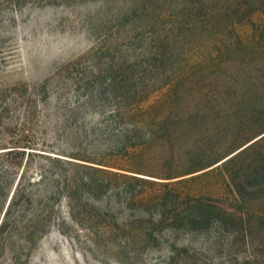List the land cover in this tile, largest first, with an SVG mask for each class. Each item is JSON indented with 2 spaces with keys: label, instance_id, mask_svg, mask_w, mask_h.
Here are the masks:
<instances>
[{
  "label": "rangeland",
  "instance_id": "rangeland-1",
  "mask_svg": "<svg viewBox=\"0 0 264 264\" xmlns=\"http://www.w3.org/2000/svg\"><path fill=\"white\" fill-rule=\"evenodd\" d=\"M206 2L228 16L241 7L230 17L235 23L260 10L264 21V0H0V156L24 151L16 157L19 173L27 160L29 176L47 175L31 187V208L15 213L1 232L0 264H264V186L243 193L242 204L221 194L223 173L202 180L211 186L201 190L206 197L235 206L243 218L237 227L251 231V243L174 231V216L159 218L149 202L166 183L215 169L264 135V83L243 73L256 47L237 43L255 26L223 35L233 39L226 46L216 25L206 28ZM175 42L162 68L159 54ZM150 59L155 75L177 80L152 93L134 118L112 117V100L100 93L103 72L109 69L119 86L126 66L141 71ZM31 93L38 102L29 114ZM238 107L241 115L256 108L263 128L234 145ZM110 163L158 185L95 171L116 170ZM70 184L74 220L64 195L56 194ZM141 190L146 196L133 199ZM140 228L152 238L142 242Z\"/></svg>",
  "mask_w": 264,
  "mask_h": 264
},
{
  "label": "trees",
  "instance_id": "trees-1",
  "mask_svg": "<svg viewBox=\"0 0 264 264\" xmlns=\"http://www.w3.org/2000/svg\"><path fill=\"white\" fill-rule=\"evenodd\" d=\"M202 8L210 17V21L206 24V28H214V25H216L219 33L218 35L221 39L223 38L221 41L227 40L223 42L226 46L228 45V42L233 41V39L230 38L232 36H228L229 38H226L223 37V35L228 34L229 32L233 34L237 31V27H248L249 23H252L255 26L251 35H238L237 43L242 44L243 41H245L246 43H252V45L256 47V51L250 54L247 64H245L247 67L243 69V73L247 81H251V83L254 82L255 84H263L264 52H262V49L264 45L261 42L264 41V21L260 20L262 17L261 10L249 15L247 14L248 17L245 21L241 19L240 23H235L233 21L234 19L232 20L230 17L234 18L237 16L240 10L241 12H244L241 7L235 12H231L233 13L231 16H228L226 9L216 10L215 5L212 6L209 2H206L205 6H202ZM176 45L177 42H175L174 45L172 44V48L171 46H168L167 48L164 47L165 45L163 46L165 51L160 54L158 53L159 59H157V62H160L159 66L162 68L167 66L172 54L175 52L173 51V46L175 47ZM241 61L244 64V59ZM153 68L156 69L152 59L149 60L145 69L141 71H134L126 66V68L122 71L124 78L119 86H116L111 81L109 77L111 71L109 69L108 71H105V73L103 72V76L100 77V80L103 81L100 85V93L108 95V97L112 100L114 106V110L112 111L114 115L112 117L119 118L120 120L124 118H134L140 111L142 104L152 93L164 88L169 85V82L173 80L176 81V78H178L177 76H174L171 81L170 79L168 81L163 77L164 73H157L155 75ZM224 69L227 71L230 68L225 67ZM248 69H250L253 74ZM175 71H177V68ZM225 77H227L226 74ZM231 77L232 76L229 75L227 79L230 80L232 79ZM233 78H235L233 81H237V79H239L238 75ZM252 86H254V84H252ZM31 96H33V100L30 101L28 107V111L30 112L29 114L34 112V108H36L35 106L38 102V97H36L38 95L34 96V94L31 93ZM241 108L242 107H238V114L234 121L235 129L233 130L234 133L232 137L234 145H238L243 141L249 140L263 128L262 118L257 117L255 115V111L253 110L256 108L251 107V109L247 111L249 114L243 115H241V112L243 111ZM128 148H130V146L125 147L126 150ZM19 152L20 153H15V150L6 151L0 156V163L3 165L2 170H0V216L2 215L0 220V234L7 224L11 223L9 219L14 217L15 213L27 212L33 205L34 191L31 190V187L47 179V175L45 174H40L38 177L37 175L29 176L25 169L27 160L23 169L19 173L18 168L21 167L22 160H16V157L24 155V151ZM128 154L130 157L134 156L130 153ZM241 160H244V164H242L236 171L234 167L236 163ZM106 167L116 170L109 171L99 169L95 171L99 172L100 175L105 177L108 176L109 178L115 180H134L144 184L158 185L152 183L153 181L150 180L127 175L128 173H135L132 172L131 169H128L130 167H120V165L115 163H110V166ZM137 171L142 172L139 170ZM218 171L224 174L221 194L226 196L227 200L232 198L233 203L241 202L242 204H246L247 199L242 196L243 193L249 192L248 190L258 186H264V135L249 144L236 155L215 167V169L213 168L192 178L175 181L172 184L166 183V185L163 186L165 188V192L162 193V191H153L152 195L149 197V202L154 205L156 210L158 209V211L161 212L159 218L162 217L163 212L171 213L174 216L176 223L171 225L174 227V231L183 229L187 233L203 232L208 234L211 232L215 236L214 239L216 241L218 239L221 240L222 236H227L232 239V241H235L237 237L241 236L244 240H246V243H251L253 238L251 231L246 228L239 229L237 227L238 223L240 224L243 222V218L241 216H237L236 211L233 209L235 206H232L231 204L227 207H222L219 204V198L209 199V197L204 195L207 193L201 191L203 188L211 187L209 184H205L202 180ZM149 173L158 174L154 172ZM8 176L9 179L7 178ZM35 177L38 179H35ZM185 186L189 187L190 192L184 189ZM192 186H195L196 188L193 189ZM72 188L73 185L70 184L66 187V189L57 191L56 194L59 196L62 194L64 195L65 200L68 201V215L74 220L72 213L74 208L72 203ZM143 196H146V194L143 190H141L132 195V198L139 199ZM42 215L45 219L49 218L50 214L47 205L44 207ZM44 229V231H46L48 228L46 229V227H44ZM148 231L149 230L147 228H140L136 235L143 242L147 236L149 239L152 238L153 232L151 233ZM154 242H156L155 239H153L152 244Z\"/></svg>",
  "mask_w": 264,
  "mask_h": 264
}]
</instances>
